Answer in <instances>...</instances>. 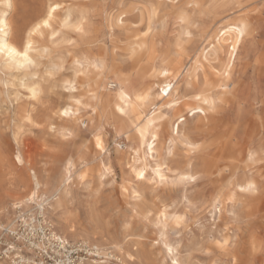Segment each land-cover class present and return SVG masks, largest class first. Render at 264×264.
I'll use <instances>...</instances> for the list:
<instances>
[{"label":"snow or ice","instance_id":"obj_1","mask_svg":"<svg viewBox=\"0 0 264 264\" xmlns=\"http://www.w3.org/2000/svg\"><path fill=\"white\" fill-rule=\"evenodd\" d=\"M0 4H6L8 8L14 6L13 0H0ZM91 7L59 2L44 4L41 15L26 29L19 45L12 38L14 24L9 23L7 16L0 20V24L4 26L0 31L5 33L0 40L3 41L0 42V52L20 57L14 66L29 70L25 80L20 82V89L24 88L26 91L14 92L16 112L9 107L13 102V94L9 95L7 89L11 85L4 81L0 84V114L5 110L8 113L5 116V135L2 143L6 150L10 149L7 154L14 164L10 172L15 176L27 169L28 182L21 196L15 200H6L0 207L20 208L21 205L39 200L41 204H48L54 210L62 211L65 226L70 228L73 235L79 233V237L84 238V225L69 215V205L74 203V187H82L97 197H103L110 189L115 190L119 185L123 200L118 198V202L112 206L108 216L109 231H105L103 216H94L91 220L94 231L89 235H95V240L91 242L97 245V256L102 257L97 260V264H109L111 257H115L109 255L105 248L118 254L119 264H192L191 251L183 248L179 241L183 240L185 233H192L194 229L200 232L195 242L196 250L203 257L200 264H245L239 250L241 231L247 233L243 244L249 254L264 255V212L259 216L252 213L257 200L264 208V118L260 121V144L257 146L252 143L237 150L233 155L232 164L214 169V173L219 172V180L211 181V186L204 187L201 193L197 189L201 186L202 178L208 173L206 169L199 167L198 158L206 154L207 145L204 139H201L200 143L196 142L197 138L190 130L191 122L185 112L173 114L177 105L183 107L181 95L189 96L198 91L200 72L203 71L205 78H208L210 69L217 77L213 81L217 85L214 98L209 100L207 92L195 95L198 103L186 109V112L191 113L193 121L199 116L201 123L208 124L215 115L222 112L226 102L231 106L238 87L234 76L240 46L245 42V38L254 36L257 32L251 15L246 11V3L243 0H228L223 5L224 9L230 8L237 13V18L224 24L223 31H218L216 36V43H220V38H223L224 42L231 45L230 48L223 49L227 59L218 55V60L212 62V51L218 54L220 51L214 44L213 49L205 53L206 59L197 65L195 84L189 74L186 83L191 93L184 90L185 81L182 78L185 73L182 69L179 72L163 69L157 71L160 63V60H157L156 64H149L152 74L162 75L167 79L163 87H157L156 92L159 95L156 96L148 87L151 81L142 82L139 71L135 74L129 73L121 78L119 85V96L127 101V104L121 103L115 108L111 106L110 93L116 91V86L106 85L105 90L101 91L99 81L103 74L111 70L113 58L120 61L119 42L124 39L125 17L118 19V11L113 14L111 20L105 15V52L100 54L95 51L96 45L92 43L96 20L90 11L83 10ZM145 7L150 10L149 18L145 20L142 17L139 25L133 26L134 32L130 33H139L135 35L136 43L131 46L133 65L145 59L156 39L161 42L165 39L163 35L157 34L166 33L171 25V17L165 16L163 24L156 25L154 34V21L151 16L156 15L157 10L170 8L172 15L178 18L179 24L188 25V28L196 27L198 31V23L185 14V8H193L192 4L182 5L177 3V0H171L170 4L165 5L156 4L153 0V3L141 6ZM73 8L81 9L78 22L73 24L75 17H67L61 25L67 31H56L52 25L54 16L64 11L71 12ZM123 8L124 5L121 4L120 9ZM107 9L108 6L105 5L106 13ZM256 12L264 16V0H261ZM145 23L147 29L143 26ZM43 29H50L48 39L51 46L45 47L42 54L33 56V37ZM232 33L237 34L234 42L228 41V35ZM182 35L193 38L196 32L183 30ZM109 38L112 40L111 44L107 43ZM182 44L183 41H178L176 46L180 48ZM137 48L140 49L139 53ZM156 51L162 52L163 48ZM221 62L224 63L222 70ZM5 63L7 64V61ZM164 63L165 66L168 65L167 59H164ZM191 63L189 59L187 64ZM257 63H261L259 57ZM8 67L13 65L9 64ZM144 71L147 72V69ZM6 75H9L8 72L4 73V76ZM173 76L175 80L170 78ZM3 77H0V80H3ZM93 80H96L95 88ZM172 89L177 90L175 97H172ZM137 103L154 105L152 116L147 117V124L140 119L122 129L117 124L105 125L102 120L99 124L96 123V117L107 107L113 115L119 113L117 119L127 125L128 107H134ZM155 105L160 107V112L155 111ZM238 107L242 111L244 102ZM125 131L128 133L129 143L135 149V155L129 153L130 162L127 171L123 172L125 159L121 145ZM106 133L110 134V138L106 139ZM71 148H75L74 153L68 151ZM33 154L36 156L35 165L30 158ZM141 154L144 156L143 161L140 160ZM113 157L120 161L123 174L117 173L114 164L110 163ZM57 167V179L53 186L51 177L46 174ZM234 168L235 176L232 172ZM240 168L246 173L243 178L239 174ZM46 179L48 189H51L48 192L51 199L39 196L38 190ZM181 186L185 189L182 204ZM149 192L150 198L147 197ZM149 199L152 200L151 204L147 202ZM202 212L205 215L211 214V220L207 223H202ZM120 216L124 217L120 221L124 229H132L135 222L140 221L145 230H148V225H152L159 233V238L153 234L143 250L139 245L135 251L125 249L113 234L109 235L114 218ZM129 216L133 218L131 225L127 220ZM52 233L54 230L49 229V238L57 239ZM128 233L129 231H125V236L133 239H142L144 236L140 231L135 234ZM60 242L63 243L64 240Z\"/></svg>","mask_w":264,"mask_h":264},{"label":"rangeland","instance_id":"obj_2","mask_svg":"<svg viewBox=\"0 0 264 264\" xmlns=\"http://www.w3.org/2000/svg\"><path fill=\"white\" fill-rule=\"evenodd\" d=\"M49 1H54V0H13L14 6L10 10L9 16H10V20H11L12 24H14L15 35L17 34L18 31H20V28L22 29L23 26L28 22L27 21L28 17H30V19H31L35 14H37V12H39L43 9L42 6L45 4V2L47 4V2H49ZM55 1L62 3V4H69V5H90V6H92L91 9H83V10L86 12L90 11V13L93 15L95 20L97 19L96 24L99 23L98 25L95 24V26L98 29L95 27L97 29L96 32H94L95 33L94 35H96L95 36L96 39L93 37L92 43L95 44L96 46L99 45L101 47V49H99V50L104 53L105 52V33H104L103 25H104L105 15L108 14L107 18H108V20H111V14L115 13L119 9L118 5H119V2L121 0H118L117 3H116L117 0H55ZM124 1L137 2L136 4H138V6H140V7L145 3V0H124ZM158 1L160 2V4H165V5L171 3V0H169V1L168 0L167 1L166 0H155V2H158ZM180 1L187 4V5L192 4L194 6L192 8L193 9L192 10V12H193L192 18L194 19V21H196L198 23V31H197L196 27L190 28V31L195 30L196 36H195V38H189L188 40L184 41L183 40L184 36L181 34V28H180L179 21H178V19L175 20L176 17H174L172 15L171 9L165 8L162 11L157 10L158 12L154 16L155 18L151 17V19H153V21H154L153 33L156 34V25L163 24L165 16L171 17V25L168 28V30L166 31V33L157 34V35H163L165 37V39L163 40V42H161L160 39H156V48L158 49V48L162 47L163 51L158 52V55L155 59V64H156L157 60H160L159 65L162 63V59H160V58L161 57L165 58L163 53H165L168 50L172 51V49L173 50L175 49V44H174L175 39H177V41H181V40L183 41L182 45H183V51L185 54V59H184L185 62L186 61L188 62L189 59H192L191 61H193V60L200 61L201 60V57H200L201 46L203 45V43H205L206 39L211 38L214 35L215 28L222 27L221 25L227 24L230 21V19H233L235 16H237V13L234 12L232 9H230V8L224 9L223 5L226 2H228V0H180ZM243 2L246 3V5H247L246 11H248L249 14L251 15L252 22H253L254 27L256 28L257 32L254 36L245 38V43H243L239 49L240 55L237 57V61H236L237 64H236L235 76H234V80H235L236 85H238V83H239V85L236 88L235 99L231 102V106H229L228 102H226L225 105L223 106L222 112L218 115H215L208 124L201 123V118H199V117H197L196 120L193 121L191 113L188 114V118L191 117L188 120L191 122V129L190 130H192V133L197 138L196 142L200 143L201 139H204V142L207 145L206 154L203 156H199V158H198L199 162L200 161L202 162V164L199 163V166H201L202 169H204L206 167L205 169L207 170V173H208L205 177L202 178L201 186L197 189V191H199L201 193L203 192L204 187H210L211 186V181H213V180L218 181L219 180V172L217 171L214 173L213 172L214 169H218V167H220V166H225L227 164H232L234 162L233 159H232V163H231L230 158L225 159L221 156V154L224 151H227V152L230 151L231 145L229 144V142L232 143V140H233V143L238 142V141H242L247 136L248 137L252 136L255 144H257L258 142L261 141V136H262L261 128H260L261 126L258 122H260V120L262 118H264V103H263V101H264V73H263L264 72V16H261V15L257 14V12H256L257 8H259V6H260L261 0H243ZM105 5L108 6V9H107L108 13L105 12ZM195 5H199V7H195ZM112 10H114V11H112ZM80 11H81V9H80ZM78 13H79V9L78 10H77V8L72 9L73 17H75ZM64 15H65V11L60 15H55L52 25L56 29V31L57 30L58 31H64V32L67 31L66 29H63L61 27V24H60L64 18L63 17ZM136 15H138L139 18ZM127 17L128 18H126V20L124 21V23L126 25V30L123 33L124 39L119 42V47L121 50V57H120L121 62H118L115 58H113V62L116 65L115 71H117L121 77L127 76L129 73L134 72V70L131 68V66L127 60L126 51H125V48L127 47L128 43L135 40V35H139V33L130 34V33L134 32L133 26L139 25V22H140L142 17L143 18L145 17V20H147L149 16L147 14L140 16L137 11H134V12L128 14ZM20 25H21V27H20ZM16 26L17 27L19 26V27L17 28ZM108 26L111 28V24H109ZM143 26L145 27V29H147L146 23ZM109 27H108V31L110 32L111 30ZM49 35H50L49 31L43 32V34L37 38V45H39V46H41V45L51 46V41L48 39ZM177 35H178V38H180V39L177 38ZM95 40L96 41L99 40V41L96 42ZM107 43L111 44L112 40L109 38L107 40ZM247 45H248V47H247ZM246 48L247 49L249 48V49L247 50ZM245 49H246V51H245ZM96 52H97V50H96ZM194 52H195V54H193ZM220 56H223L225 58L224 53H222ZM258 57L260 58V60H262L261 63H259V64L257 63ZM220 64L222 66L223 62H221ZM124 65L126 66V68H123V67H125ZM186 65L188 66L189 64L186 63ZM128 70H130L131 72ZM259 71H261L262 73ZM5 72H8L9 75L4 76ZM18 75H19V73L16 72V70H14V69L10 70L7 68L0 67V77L4 76L2 78L3 80H0V84H2L4 81V82H7L11 85L7 89V93L9 95L13 94V102H12V104L9 105V107H12L13 112L17 111L14 92L19 91V90L21 92H25L24 90L20 89V86L18 84V77H19ZM149 81H151L150 84H152V85L155 84L154 85L155 87H157L159 82H160L158 76L150 77ZM113 83H110L107 85H113ZM245 95L247 98L245 97ZM241 102H244V108L242 111L238 107V105ZM249 111H251V113ZM247 112H249L250 114H248ZM257 113L258 114L260 113L261 115H258ZM7 114H8L7 110H5V112L3 114H0V203H4V204H5L6 200H8V199L15 200V198H17L18 196H21L23 194V191L28 186L27 169H25L23 172L18 173L17 176L16 175L14 176L10 172V169H12L14 167L13 161L11 160L10 156L7 154L8 152H10V149L6 150L3 143H2L3 137L5 135L3 132V128H4V124H5V116H7ZM248 115H250V116L248 117ZM259 116H261L260 120L258 118ZM243 117L245 120H243ZM105 118H106V120L103 121V123L105 125H109L110 123L119 125L118 121L113 116L96 118V123L99 124L100 120H103ZM106 122H108V123H106ZM224 122L225 123L227 122L226 123L227 125L224 124ZM229 122L231 123L230 126H229ZM91 124H92V122L90 121L89 127H91ZM245 125H246V127H245ZM257 126H259L258 127L259 131L256 129ZM200 127H201V129H200ZM248 127H249V129H248ZM251 128L253 131L251 130ZM242 129H244V131ZM221 130L223 132H224V130L225 131L229 130L228 132H231V134H229L226 131L228 133V134L226 133L227 136L225 134L223 135ZM233 131H235V132L233 133ZM126 133H127V131L124 132L123 138L124 139L126 138L129 140L128 133L127 134ZM250 134H252V135H250ZM108 138H110V134L106 133V139H108ZM83 139H84V137L82 136L81 140H83ZM124 139H122L123 142L121 145V147L123 149L125 148L124 144L126 142ZM257 139H259V140H257ZM118 142H119V138H118ZM109 146H111V145H109ZM68 151L74 153L75 148H71ZM33 153H35V149H33ZM122 156L124 157V159H126L125 165H124L125 169H123V172H126L127 171L126 166L128 165L126 163L127 162V155L124 152H122ZM30 158L32 160L33 165H35L36 156L33 154V155H31ZM218 159H219V162H218ZM204 160H205V162H204ZM110 163L114 164V168H115L117 173L123 174L121 167H120V161L119 160L117 161L116 158L113 157V160L110 161ZM202 166H204V167H202ZM232 172H233V176H235L236 175L235 174L236 169L234 168L232 170ZM57 174H58V167L52 168L51 172L47 173L46 176L51 177L52 181H56ZM239 174H240L241 178H243V174H245V171L243 168H240ZM22 181H24V183ZM17 187H19V189L17 190L18 193L15 192L17 195H14L13 191H15V189ZM6 188L10 191H6ZM190 188H191V186L189 187V190H190ZM184 191H185V189L183 188V186H181L180 187L181 204H182V201L184 199V195H183ZM42 192L44 194L48 193V183L46 185V189H44ZM73 193H74V203L69 205V207L71 208V212L69 213V215H71L74 220L81 222L84 225V228L86 231V232H84V233H86V234H84V236L86 235L85 237H89L92 241H94L95 235H93V236L89 235V233H92L94 231L91 220L94 216H103L104 220H105V229H106L105 231H109V229L107 227L108 226V219H109L108 216L111 214L112 206H114L118 202V198L121 201L123 200V197L120 196L119 185L116 186L115 190L110 189L103 197H97L95 194L89 193L87 190H85L82 187H74ZM8 195L10 197H8ZM40 195H41V193L39 192V196ZM147 197H149V198L151 197L150 192L147 193ZM4 199H5V202L3 201ZM147 202L149 204H151L152 200L149 199ZM258 204H260L259 200H257L255 202V204L252 208L253 215L259 216L260 213L264 212V208H262ZM22 206L26 207L28 209V211L31 213H34V212L36 213V211H37V209H32L33 206H31V208H29L28 206H25V205H22ZM179 206L180 205H178V207ZM29 209H32V210H29ZM15 210H16V208L10 209V211H12V212H10L12 216L10 215V222L9 223L7 221L0 220V227L6 222L8 223V224L7 223L6 224L9 225L13 221V217L15 215ZM51 212L52 211H50L49 209L44 210V213L46 215L47 220H49L51 226L53 227L52 229L61 230L63 228V226L59 223V221H62L63 216L61 219H57V217H55V214L53 212L52 213ZM49 214L52 216H50ZM63 215H64V213H63ZM201 215L203 217L202 223H207L208 221L211 220V214L210 213H207L205 215L202 212ZM123 219H124V217H122V216L114 218V221L112 222V227L110 229L111 233H109V235L111 236L113 234L115 236V238L118 239L124 245L125 249L135 251L137 246L139 245L141 247V249L143 250L144 245L148 244V240L153 234H155L157 236V238H159V233L155 231V228L152 225H148L147 226L148 230H145V226L140 221H136L135 226L132 229H124L123 224H120V221ZM127 220L129 222V224L131 225L133 222V218L131 216H129V217H127ZM125 231H129L128 234H135V233L140 231V232L144 233V236L142 239L141 238H134L133 239V238H130L129 236H125ZM161 231H163V229H161ZM69 233H67L68 237L79 238V237H77V236H79V233H77V235H74L75 237L74 236L71 237L72 234H71V232H69ZM199 236H200V232L198 230L194 229L192 233H185L184 236L182 237L183 240L179 241L183 248L187 249L188 251H191L192 254H191L190 259L192 261V264H200V260L203 258L202 254L199 251H197L196 247H195V242L197 241ZM240 236H241V248L239 250L242 252L243 259L245 260V264H264V255L251 256L248 252V249L246 247H244L243 242L247 238V233L245 231H241ZM174 239H177V238L174 237ZM104 250L109 252L111 249L105 248ZM150 251H151V245L149 246V252ZM79 254L82 256H85V257L88 256L89 258L96 260V264H97L98 259H102V257L95 258V256L93 257L92 255H88L87 253H85V251L83 249L79 251ZM158 256H159V252L156 253V257H158ZM156 257H153V259H155ZM109 264H119V260L112 258V260H110Z\"/></svg>","mask_w":264,"mask_h":264},{"label":"bare ground","instance_id":"obj_3","mask_svg":"<svg viewBox=\"0 0 264 264\" xmlns=\"http://www.w3.org/2000/svg\"><path fill=\"white\" fill-rule=\"evenodd\" d=\"M167 1V0H166ZM169 1V0H168ZM49 2H52V3H56V1H49ZM47 2V3H49ZM118 2V0L116 1V3ZM143 2V1H142ZM137 2H133V1H124V0H121L119 2V9L117 10L118 11V16L117 18L119 19V17H125V20L127 17L128 14L134 12V11H137L138 14L140 16H143L144 14H147L148 16L150 15V10L148 8H141L140 6H138V4H136ZM145 3L147 4H151L153 3V0H145ZM144 3V4H145ZM156 4H160V2H155ZM177 3H180L182 5H187L183 2H181L180 0H177ZM41 4V3H40ZM46 4V2H45ZM123 4L124 5V8L123 9H120V5ZM143 4V5H144ZM43 5V4H42ZM41 6V5H40ZM117 6V5H116ZM117 6V7H118ZM43 7V6H42ZM41 8V7H40ZM12 8H8L6 4H0V20H3L6 16H7V19L9 21L10 24H12L11 20H10V10ZM42 9V8H41ZM116 9V8H115ZM78 10V9H77ZM192 8L191 9H187L185 8V14L189 17H192ZM110 11V10H109ZM114 11V10H112ZM116 11V12H117ZM159 11V10H158ZM157 11V12H158ZM13 12V11H12ZM41 11L37 12V14H35L31 19L30 17H28V22L23 26V28L21 29L20 28V31L17 32V34L15 35L14 33V30L13 29V32H12V38L14 39V41L16 42L17 45H19L22 41V38H23V34L24 32L26 31V29L35 22V20L41 15ZM74 12V11H73ZM78 12V11H77ZM79 13H80V9H79ZM79 13L75 16V19L72 20V23L75 24L76 22H78L80 16H79ZM108 13V12H107ZM161 13V12H160ZM74 14V13H73ZM73 14H72V11L69 12V11H65V15L63 16V20L67 17H73ZM114 14V13H113ZM113 14H111V18L113 16ZM13 15V14H12ZM104 15V14H103ZM108 15V14H107ZM138 18L139 16L136 15ZM146 16V15H145ZM155 15H152L151 17L153 18ZM55 17V16H54ZM130 17V16H129ZM162 17V16H161ZM160 17V18H161ZM60 18V17H59ZM149 18V17H148ZM155 18V17H154ZM234 18H237V16H235ZM233 18V19H234ZM61 19V18H60ZM85 19H87L85 17ZM130 19V18H129ZM145 19V17H144ZM178 18H176L175 20H177ZM54 20V18H53ZM63 20L62 22L60 23L62 25L63 23ZM97 20V19H96ZM153 20V19H152ZM101 21V20H100ZM179 21V20H178ZM25 22V21H24ZM175 22V21H174ZM23 23V22H22ZM53 23V21H52ZM99 24V23H98ZM96 24V25H98ZM19 25V24H18ZM215 25V24H214ZM223 26V25H221ZM4 26L2 24H0V28H3ZM17 27V26H16ZM19 27V26H18ZM17 27V28H18ZM21 27V25H20ZM96 26H94V32H96L97 29L95 28ZM109 27V26H108ZM58 28V27H57ZM110 28V27H109ZM180 28H181V34L183 32V30H188L190 31V28H188V25H181L180 24ZM111 30V28H110ZM45 31H49L50 32V29H43L42 31H39L35 34V36L33 37V45H34V50L32 52V55L33 56H37L39 54H42L43 53V49L45 47H50V46H47V45H37V38L40 37L43 32ZM58 31V30H57ZM195 31V30H194ZM214 35L211 37V38H208L206 39L205 43H203V45L201 46V54H200V57H201V60L198 61V60H193L191 64H189L188 66H185L187 61L185 62L184 59H185V54H184V51H183V45L182 47L178 48L176 45H177V39H175V49L172 51H166L165 53H163V55L165 56L164 59H167L168 61V65L165 66V63H164V59H162V63L158 66L157 68V71H160L161 69L163 70H166V71H173L175 70L176 72H179L181 71V69L183 70V72L185 73V76L182 78L183 81H185V85H184V90L185 92H189L191 93V89L188 88L187 86V83L186 81L188 80V77H189V74L191 76V81L193 84L196 83L197 81V73H196V68H197V65L201 62V61H204L206 58H205V53L208 52L209 50H212L213 49V45L215 44V47L218 48L220 51H219V54L216 52V51H212V62H216L218 60V55L220 56L222 53L225 54V60L227 59V56H226V53L224 52V47H229L230 48V43H226L223 41V38H220L221 39V42L220 43H216V36H217V33L218 31H223V27H219V28H215L214 30ZM203 32V31H202ZM4 32L3 31H0V40L3 39L4 37ZM95 34V33H94ZM199 34V33H198ZM236 35L235 33H232V34H229L228 35V41H231V42H234L235 39H236ZM96 35H94V38L96 39L95 37ZM177 38H178V35H177ZM190 37L188 36H184V41L185 40H188ZM195 38V37H193ZM6 39V37L4 38ZM180 39V38H178ZM96 41V40H95ZM99 41V40H97ZM96 41V42H97ZM182 41V40H181ZM248 41V40H247ZM0 42H3V41H0ZM95 42V43H96ZM198 42V41H197ZM136 43V41H132V42H129L127 47L125 48V51H126V57H127V60L131 66V68L134 70L133 74H135L137 71H139L141 73V80L142 82L144 83H147L149 81V78L152 77V76H156V75H153L152 74V68L149 67V64H155V59L158 55V52L156 51V40H155V44L153 47H151L150 49V52L148 54L145 55V59L143 61H139L137 63H135L133 65V59L131 58L132 56V45H134ZM245 43V42H244ZM251 46V45H250ZM249 46V47H250ZM248 47V45H247ZM103 48V47H102ZM99 49H101V47L99 45L96 46V49L95 51L97 50V53H100V54H103V52H101ZM247 49V48H246ZM245 49V51H246ZM249 49V48H248ZM247 49V50H248ZM137 53L140 52V49L137 48L136 49ZM242 51V50H241ZM251 51V50H250ZM248 57V56H247ZM189 58V57H188ZM192 58V57H191ZM248 59V58H247ZM20 60V57H12V56H9L7 53H3V52H0V67L2 68H7V69H10V70H16V72L19 73V77H18V84L20 86V82L25 80V78L28 76V72L29 70L27 68H16L14 65L17 63V61ZM121 60V59H120ZM192 60V59H191ZM5 61H7V64L5 63ZM262 61V60H261ZM118 62H121V61H118ZM13 65V67L9 68L8 65ZM121 64V63H120ZM237 64V63H236ZM125 66V65H124ZM221 66V64H220ZM115 63L113 62L112 65H111V70L110 71H107L105 74H103L102 78H100V81H99V88L101 89V91H104L105 88H106V85L107 84H110V83H113V85L116 86V91L113 92V93H110L111 95V106L112 108H115V107H119L121 103L123 104H127V101H124L121 99V97L119 96V91H120V88H119V85H120V82H121V76L119 75V73L117 71H115ZM129 67V66H128ZM123 68H126L123 67ZM224 68V63L223 65L220 67V70H222ZM261 68V67H260ZM147 69V72H145L144 70ZM124 70V69H123ZM130 71V70H128ZM127 71V72H128ZM124 72V71H123ZM131 72V71H130ZM261 72V71H259ZM262 73V72H261ZM264 73V72H263ZM15 77V76H14ZM125 77V76H124ZM159 77V84L157 87H163V85L165 83H167V79L160 75L158 76ZM172 80H175V77H170ZM214 78V79H213ZM199 79H200V84H199V90L196 91L195 93H192L191 95L189 96H184V95H181L180 97V100H181V103L183 105V107H181L180 105H177L176 108L174 109V112L173 114L174 115H179L180 112H185V115L187 116V119L189 120L191 117L188 118V112H186V109L188 108H191L193 105H196L198 102L195 100V95H201L203 92H207L208 95H207V98L209 100H212L214 98L213 94L217 91V85L213 83V81H215L217 79L216 75H215V72L213 70H209V74H208V78H205V74L203 73V71L200 72V76H199ZM244 79V78H243ZM247 84V83H246ZM155 85V84H154ZM154 85L152 84H148V87H150L152 89L153 92L156 93V96L159 95L158 92H156V89L157 87H155ZM239 85V83H238ZM96 86V80H93V88H95ZM21 90H24L26 91V89L24 88H21ZM244 90V89H243ZM248 90V89H247ZM20 91V90H19ZM243 93V92H242ZM247 93V92H246ZM248 94V93H247ZM262 94V93H261ZM177 95V90L176 89H172V97H175ZM246 97V95H245ZM247 98V97H246ZM153 99H155V96L153 97ZM263 99V98H262ZM169 101H171V97L169 98ZM251 101V100H250ZM264 103V101H263ZM249 104V103H248ZM106 105H107V97H106ZM154 105L152 103H148L146 105H142V104H136V106H129L128 107V112H129V116L126 117L127 121H128V124L125 125L124 124V121L122 120H119L117 119V117L119 116V113H116L115 115H113V112L108 110L107 107L105 108L104 111H102V113L100 115H98L96 118H103V117H109V116H113L115 117V119L118 121V124L121 126V128H126L127 126H129L131 123H133L134 121H138L140 119H143L145 124L148 123V120H147V117H151L152 116V109H153ZM17 108V107H16ZM256 108V107H255ZM249 109V108H248ZM252 109V108H251ZM259 109V108H258ZM155 111L156 112H160L161 109L158 105H155ZM252 111V110H251ZM251 111H249L251 113ZM16 112V111H15ZM249 112H247L248 114H250ZM260 112V111H259ZM263 112V111H262ZM243 114V113H242ZM256 114V113H255ZM254 114V115H255ZM258 114V113H257ZM237 115V114H236ZM253 115V114H252ZM258 115H261L260 113ZM250 115H248L249 117ZM199 117V116H197ZM230 117V116H229ZM237 117V116H236ZM245 117V116H244ZM243 117V120H245ZM200 118V117H199ZM235 118V117H234ZM252 118V117H251ZM259 120L261 118V116L258 117ZM109 119V118H108ZM106 120L103 119L102 121ZM256 120V119H255ZM258 120V121H259ZM101 121V120H100ZM108 121V120H107ZM234 121V120H233ZM232 121V122H233ZM257 121V122H258ZM261 121V120H260ZM108 123V122H106ZM227 123V122H226ZM224 122V124H226ZM260 124V122H258ZM193 124V123H192ZM230 122H229V126H230ZM241 124V123H240ZM227 125V124H226ZM243 126V125H242ZM261 126V124H260ZM246 127V125H245ZM258 127H256V129L258 130ZM226 128V127H225ZM261 128V127H260ZM201 129V127H200ZM245 129V128H244ZM244 129H242L244 131ZM249 129V127H248ZM252 130V128H251ZM192 131V130H191ZM222 131V130H221ZM227 132L229 130H226ZM224 130V132L222 131L223 135L225 134L227 136V134H231V132H226ZM240 131V130H239ZM253 131V130H252ZM259 131V130H258ZM235 131H233L234 133ZM227 133V134H226ZM242 133V132H241ZM244 133V132H243ZM127 134V133H126ZM253 134V133H252ZM250 134V135H252ZM258 134V133H257ZM242 135V134H241ZM240 136V135H239ZM255 138V137H254ZM260 138V137H259ZM124 139V138H122ZM233 139V138H232ZM243 139V138H242ZM126 142L124 144V149H123V152L127 155V164L130 162V155L129 153H131V155H135V149L132 148V144L129 143V140L128 139H124ZM230 140V139H229ZM259 140V139H257ZM256 141V140H255ZM254 143V139L252 136H247L245 137L242 141H238V142H234L233 143V140H232V143L229 142V144L231 145V148H230V151L227 152V151H224L221 156L225 159L227 158H230L231 160V163H232V159H233V155L236 154V151L239 150V149H243L244 147H247L249 144H252ZM260 144V142H258L256 145L258 146ZM229 146V145H228ZM226 147V146H225ZM223 149V148H222ZM232 149V150H231ZM238 155V153H237ZM217 156V155H216ZM107 158V157H106ZM202 158V157H201ZM200 158V159H201ZM126 160V159H125ZM140 160L143 161L144 160V156L143 154H141L140 156ZM203 160V159H202ZM2 161V160H1ZM118 161V160H117ZM205 162V160H204ZM218 162H219V159H218ZM199 163L202 164V162L200 161ZM230 163V162H229ZM218 164V163H217ZM220 164V163H219ZM9 167V166H8ZM127 167V166H126ZM201 168V166H199ZM204 167V166H202ZM206 168V167H205ZM204 168V169H205ZM175 170V169H174ZM211 170V169H210ZM209 170V171H210ZM211 173V172H210ZM236 174V173H235ZM242 174V173H241ZM246 174V173H245ZM243 174V177L244 175ZM17 176V175H16ZM216 176V175H215ZM16 178V177H15ZM19 179V178H18ZM17 180V179H16ZM55 180V179H54ZM20 182V181H19ZM18 182V183H19ZM24 183V181H22ZM26 182V181H25ZM48 183V180H45L41 183V186L38 190V192L41 193L40 197L42 198H46V199H51V197L48 196V193L44 194L42 191L44 189H46V185ZM51 183L53 186H55V181H52L51 179ZM21 184V183H20ZM22 186V185H21ZM15 187V186H14ZM23 187V186H22ZM24 188V187H23ZM22 188V189H23ZM19 189V187H17L15 189L14 192V195H17L16 193L17 190ZM4 190V189H3ZM6 191H10L6 188ZM22 191V190H21ZM51 191V189H48V192ZM16 192V193H15ZM11 193V192H10ZM21 193V192H20ZM44 195H43V194ZM8 194V193H7ZM13 194V193H12ZM11 195V194H10ZM6 196V195H5ZM4 196V197H5ZM7 197V196H6ZM8 197H10L8 195ZM16 199V198H15ZM5 202V199L3 200ZM4 203H0V206H3ZM71 205V204H70ZM257 205V204H256ZM260 206V204H258ZM22 206V205H21ZM25 206H28L29 208H31V206H33L32 209H37L36 213L35 214H38V215H41V216H44V221H46L47 225L49 226V229H52L53 227L51 226L49 220H47L46 218V215L44 213V210L45 209H49L50 211H52L54 214H55V217H57V219H61L62 216H63V212L62 211H59V210H54L53 208H51L48 204H41V202L38 200L36 202H33V203H29V204H25ZM32 209H29V210H32ZM90 211V210H89ZM258 211V210H257ZM12 211H10V209H4L3 207H0V220H3V221H7L8 223L10 222V215ZM51 212V213H52ZM89 213V212H88ZM30 215H33L34 213H29ZM96 214V213H95ZM50 215V214H49ZM12 216V215H11ZM52 216V215H50ZM91 216V215H90ZM51 219V218H50ZM6 222V223H7ZM7 223V224H8ZM13 221L9 224L10 226L12 225ZM59 223L63 226V228L61 230H57V229H53L54 230V233H52L53 236L57 237V239H50L49 238V234L47 235V239L49 241L50 244H55L56 247L52 248L55 253H58V254H67L71 249L72 250H79V249H83L85 251V253H87L88 255H92L93 257L95 256V258H97V245L93 244L91 241V239L89 237H85L84 238H76L72 233V236L71 237H75V238H70L68 237L67 233L70 232V228L68 229L66 226H65V223L62 219V221H59ZM106 230V229H105ZM86 232V231H85ZM70 234V233H69ZM86 234V233H84ZM46 234L43 233V236H45ZM77 235V234H76ZM94 239V238H93ZM60 240H64V242H60ZM109 251V250H108ZM109 255H115V257H111V258H115L116 260H119V256L118 254H115L112 252V250L109 251ZM114 260V259H113ZM10 258H4V259H1L0 260V264H10ZM31 261V262H30ZM17 264H40L39 261H36L33 254L32 255H28L27 257H25V260L23 263H17ZM80 264H96V260L92 259V258H89L88 256L85 257V256H81L80 257Z\"/></svg>","mask_w":264,"mask_h":264},{"label":"built area","instance_id":"obj_4","mask_svg":"<svg viewBox=\"0 0 264 264\" xmlns=\"http://www.w3.org/2000/svg\"><path fill=\"white\" fill-rule=\"evenodd\" d=\"M29 213L24 206L16 208L12 225L4 223L0 227V260L10 258V264L23 263L25 257L33 254L40 264H80L79 251L82 249H71L67 254L55 253L52 249L55 244L47 239L49 226L44 222L45 217Z\"/></svg>","mask_w":264,"mask_h":264}]
</instances>
